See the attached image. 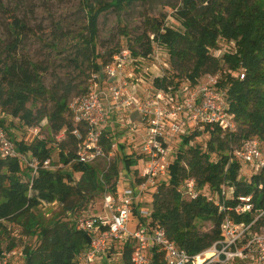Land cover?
Returning <instances> with one entry per match:
<instances>
[{
	"label": "trees",
	"instance_id": "obj_1",
	"mask_svg": "<svg viewBox=\"0 0 264 264\" xmlns=\"http://www.w3.org/2000/svg\"><path fill=\"white\" fill-rule=\"evenodd\" d=\"M148 1L152 0L86 4L89 35L85 43L90 47L94 62L82 94L86 92L91 77L108 61L96 62L99 16L108 11L126 13L137 3ZM167 17L149 20L144 33L134 40L137 48L128 47L136 57H148L153 52L151 36H154V41L167 51L171 59L170 74L156 82L165 88L177 86L183 80L194 85L205 75H219V86L227 91L228 111L237 123L235 132L208 126L204 132L186 137L183 142L186 149L180 150L170 167L169 183L160 184L153 194L152 222L164 228L169 238L190 255H196L221 239L224 214L214 201L206 197L185 199L181 192L185 180L194 178L199 187H207L212 192H220L223 187L232 189L230 206L240 197L252 196L253 212L234 215L236 222L250 223L256 211L264 210V172L246 180L241 176V163L235 158V152L246 139L254 137L264 144V0H181L171 16L178 27L167 25ZM28 32L27 24L13 18L11 40L0 62V106L28 125H38L46 119L55 134L66 131L67 138L60 144V159L68 164L74 158L77 143L71 134L70 94H53L44 83L40 67L19 55ZM221 43L231 47L226 49L222 58H217L212 50L222 49L219 47ZM117 52L109 53V57ZM45 100L53 102L52 106L34 112L32 106ZM29 103L31 107H28ZM203 133L209 134L207 143L202 147L192 145ZM69 146L73 150L67 152L65 149ZM19 148L31 150L43 159L52 157V150L45 140H38L30 146L19 143ZM127 164L132 165V161L127 160ZM104 170L103 163L75 164L71 173L42 170L30 192L29 184L22 179L19 163L0 157V256L5 250L3 237L7 235L9 239L12 229L20 228L25 234L37 237L36 244L25 249L23 264H78L76 257L88 244L87 235L69 222L44 223L37 210L58 202L67 212L79 209L104 192L105 187L115 191L119 177L117 163L104 173L101 182L100 175ZM75 173L80 174L78 179ZM200 222L210 223L211 229L201 231ZM261 226H264V217L259 220L257 228L261 229ZM10 242L7 247L12 248ZM130 253L131 248L127 246L125 264H131ZM152 264H166L161 253L154 254Z\"/></svg>",
	"mask_w": 264,
	"mask_h": 264
},
{
	"label": "built area",
	"instance_id": "obj_2",
	"mask_svg": "<svg viewBox=\"0 0 264 264\" xmlns=\"http://www.w3.org/2000/svg\"><path fill=\"white\" fill-rule=\"evenodd\" d=\"M151 40V55L136 57L128 46L121 48L91 77L86 92L69 101L71 134L77 143L74 158L68 164L61 159L62 164H55L52 157L43 159L31 150H21L19 143L32 144L15 140L9 130L10 123L21 126L33 140H42L41 131L47 120L28 125L1 106L0 157L19 163L22 179L29 184L31 192L40 171L63 173L64 165L71 168L68 172L71 173L75 164L103 163L105 170L100 175L103 182L104 173L116 163L117 157L124 156L121 157L123 168L118 166L116 190L111 192L105 187L98 213L79 209L66 212L74 227L89 238L76 257L78 264L123 261L127 246L131 248V264H152L155 253H161L166 264H264V231L257 228L264 210L256 211L250 223L236 222L233 217L253 212L252 196L240 197L230 206L232 189L223 187L220 192H212L207 187H199L194 178L181 184L185 199L206 197L224 214L221 239L196 255H190L169 238L164 228L152 222L153 207L146 212L147 197H151L153 203V194L159 185L169 183L170 167L179 153L178 144L183 145L186 137L204 132L208 126H217L225 132L237 130L234 116L228 111L227 91L219 86V75H205L194 85L186 80L167 88L156 83L170 74L171 59L154 41V36ZM160 52L166 56L163 62ZM225 52L226 49L212 50L217 58H222ZM160 65L164 67L154 69ZM136 69L141 70L136 73ZM147 76H153L150 83L146 82ZM240 78H244L243 73ZM141 85H144L142 91ZM207 136L209 139V134ZM66 138V131L57 136L59 141ZM263 146L253 137L242 141L235 152L242 166L241 176L243 171L247 173L244 179L250 180L252 175L264 172ZM127 160L132 161V165H128ZM77 174L76 179L80 175ZM53 205L60 206L53 202L42 208ZM132 217H137L138 223L130 228ZM208 252H212V256L208 257ZM17 258L25 259L22 250H4L0 264H11Z\"/></svg>",
	"mask_w": 264,
	"mask_h": 264
},
{
	"label": "rangeland",
	"instance_id": "obj_3",
	"mask_svg": "<svg viewBox=\"0 0 264 264\" xmlns=\"http://www.w3.org/2000/svg\"><path fill=\"white\" fill-rule=\"evenodd\" d=\"M111 0H0V62L4 58L6 47L11 40L10 25L13 18L22 20L29 27L28 34L24 37L19 55L29 58L43 71V80L48 90L53 94L69 95V101L75 96L82 94L87 84V74L92 70V54L90 47L85 43V38L89 35V23L87 18L86 4L103 2L108 3ZM181 4V0H152L145 3H137L126 13H117L108 11L99 16L98 35L96 38L95 56L96 62L102 64L106 59L109 60V53L117 52L123 47L133 46L135 38L144 33L146 24L154 18L167 17V25L178 27L172 13L175 8ZM220 48L228 49L231 45L221 43ZM89 48V49H88ZM161 53V52H160ZM165 55L161 53V61H165ZM154 67L155 70H159ZM164 67V66H162ZM141 69H136V73ZM166 70V69H165ZM153 76L146 77V82L150 83ZM148 79V80H147ZM141 85V91L143 90ZM51 101L45 100L32 106L34 112L40 108H50ZM31 107V103L28 104ZM48 121V120H47ZM44 121L42 128V140H45L48 148L52 150V159L55 164L60 161V144L57 134L52 132L50 122ZM21 126L10 123V132L17 141L34 144L39 139H32L30 134ZM208 134L203 133L198 136L192 145L203 146L207 143ZM31 138V139H30ZM178 152L183 145L178 144ZM182 147V148H181ZM264 148V146H263ZM67 152L73 150L71 146L65 149ZM264 150V149H263ZM117 157L116 163L123 168L124 156ZM62 164V163H61ZM64 165V164H63ZM63 173L71 171L69 166L64 165ZM125 172H128L126 170ZM245 174V175H244ZM247 173L243 171V178ZM78 174L75 173V178ZM151 197L145 200L146 212L152 209ZM103 201V192L99 193L88 203L79 208V211L85 210L98 213L101 210ZM58 205L48 208H39L38 214L44 223L49 224L56 220L69 222L71 219L67 213ZM138 218L132 217L130 228L137 225ZM201 231H209L211 224L200 222ZM264 231V226H261ZM16 232L10 233L11 237H3V248L5 250H22L25 255L27 247H33L37 242L36 235L25 234L20 228H15ZM11 241V242H10ZM13 247H7L8 243ZM23 258H17L11 264H23ZM104 264H108L104 261ZM112 264H125V261H119Z\"/></svg>",
	"mask_w": 264,
	"mask_h": 264
},
{
	"label": "bare ground",
	"instance_id": "obj_4",
	"mask_svg": "<svg viewBox=\"0 0 264 264\" xmlns=\"http://www.w3.org/2000/svg\"><path fill=\"white\" fill-rule=\"evenodd\" d=\"M207 256H208V257L212 256V252H208V253H207ZM200 261H202V259H201Z\"/></svg>",
	"mask_w": 264,
	"mask_h": 264
}]
</instances>
